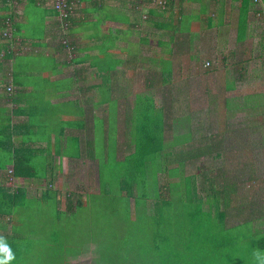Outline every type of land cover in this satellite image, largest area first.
Here are the masks:
<instances>
[{"label":"crops","instance_id":"obj_1","mask_svg":"<svg viewBox=\"0 0 264 264\" xmlns=\"http://www.w3.org/2000/svg\"><path fill=\"white\" fill-rule=\"evenodd\" d=\"M70 1L73 11L63 24L54 0H0L2 206L13 208V193L23 190L29 199L48 196L60 210L72 196L63 200L61 191L70 188L68 177L77 171L87 180L86 188L96 183L98 188L101 161L91 153L97 128L106 136L112 122L119 136L122 104L133 106L141 93L154 97L175 77L180 91L188 93L217 78L214 117L249 129L264 124V0L259 5L252 0H168L164 7L156 0ZM245 1L251 7L239 40ZM9 18L15 28L11 39L4 37ZM209 55L212 75H206ZM187 115L193 127L180 135L190 141L194 136L212 139L203 133L197 111ZM245 139L237 140L235 149L250 151L249 144H241ZM117 141L121 150L123 141ZM17 158L38 178L16 176V184L11 182ZM10 224V216L0 217V236L11 233Z\"/></svg>","mask_w":264,"mask_h":264},{"label":"rangeland","instance_id":"obj_2","mask_svg":"<svg viewBox=\"0 0 264 264\" xmlns=\"http://www.w3.org/2000/svg\"><path fill=\"white\" fill-rule=\"evenodd\" d=\"M256 4L259 5L260 1ZM205 59V62L210 60L211 63V68L206 69V75H212L215 68L212 64L213 57L209 55ZM216 83H218L217 78L206 79L188 93V91H180L178 77H175L170 88L158 89L155 92L154 99L157 103L170 104L171 112L165 111V139L171 140L175 136L190 132L193 124L191 118L187 119V113L197 111L202 120L204 134H211L212 138L215 135L216 140L220 139L216 136V132L223 134L226 154L231 158L226 163L227 170L240 174L241 181L246 179L241 192L246 193L250 202H256L258 207L242 209L238 205H231L227 214L222 209L217 211L216 208L212 211L207 208L201 213L196 206L197 202L189 205L179 202L177 195L173 193L170 199L171 207L165 214L166 221L169 223L167 237L172 239L173 232L178 231H183V234L182 237L177 238L176 242L180 244L176 250L166 246L167 264H175V261L179 259L183 261H178L179 264H187L189 254L198 250V253L202 254L203 249H201L202 244L199 243V238L206 235L207 220H212L218 231L215 233L214 245L211 248L205 247L206 254L203 253L199 264L209 262L254 264L252 252L257 249L259 241H264V217L254 225L260 232L253 233L252 224L249 223L251 210L264 211V124H252L253 127L249 129L241 124L242 122L233 124L231 120L222 122L220 116L214 117ZM166 92L168 93L164 95ZM124 106L125 103L120 109L122 120H124ZM113 110L109 117L111 121L115 119ZM227 125L228 128H226ZM118 127L117 138L119 137V141L122 142L123 121ZM234 129L242 133L240 138H246L241 141V144H249L250 151L243 152L242 149H235L240 143L236 141L240 138L234 137ZM116 131L117 125L112 122L109 124L106 136L100 134V129L97 128L94 151L91 153H94L101 161L102 166L116 163L114 157ZM220 162L222 158L218 161L219 168L222 167ZM172 167H169L164 178L160 176L159 182L163 183L165 179L167 189L172 186V189L185 186L184 179L178 178L175 181L169 179V176L172 179L173 176L180 175L178 171H175V166ZM187 169L188 175L195 171L194 166H189ZM183 174L186 175L185 172ZM248 176H251V180H247ZM111 177V172L104 171L101 188L98 189L96 183V188L87 189L83 185V182L87 180H81L79 171L69 175L67 181L70 183V188L61 191L62 199L65 200L69 194L70 196L76 193L85 195L82 197L84 205L75 208L72 213L65 211V204L58 210L56 203L49 199H22L21 204L15 208V214L11 218L13 221L10 224V237L17 234L21 238L20 249L16 252L26 256L21 264H144L149 257L146 250L151 249L154 244L147 215L143 211L134 213L132 201L122 197V181ZM148 183L149 186L153 185L154 179L149 180ZM150 189L151 187L146 191L149 192ZM150 200L154 202V199ZM210 204H216V201L212 199ZM230 221V225L235 226L238 223L241 225L238 228L232 227L228 225ZM219 224L222 230L218 229ZM227 225L231 228L227 229ZM188 248L191 252L187 251ZM206 255L211 259L205 260Z\"/></svg>","mask_w":264,"mask_h":264},{"label":"trees","instance_id":"obj_3","mask_svg":"<svg viewBox=\"0 0 264 264\" xmlns=\"http://www.w3.org/2000/svg\"><path fill=\"white\" fill-rule=\"evenodd\" d=\"M250 7L251 4L245 1L241 10L242 14L239 18V40L243 38L246 33L247 16ZM69 19L70 16L67 20L69 21ZM135 98L134 105L125 107L124 109L122 151L119 150V148L117 149L118 141L116 138L117 135L115 134L114 145L116 144V146L114 151L116 153L114 157L116 158V163L100 166L98 189L102 186L101 182L104 171L111 172L113 178L122 181V197L132 201L134 213L143 211L148 218L149 231L152 235L154 244H152L153 247L151 249L146 250L149 257L144 264H167L168 252L166 246L168 245L172 250H176L180 244V242H176L177 238L182 237L183 234V231H178L177 233L173 232L172 239L167 237L169 223L166 221L165 214L171 207L170 199L173 197V193L175 196L177 195L179 202L188 205L197 202L196 206H198V210L201 213L204 209L209 208V211H212L216 208L217 211L222 209V211L227 214V210L230 209L231 205H238L242 207V209H251L252 206L258 207V204L254 201L250 202L246 193L241 192L246 179L244 178L241 181L240 174L238 175L236 174L237 172L227 170L228 165L226 163L228 160H231V158L226 154L227 149H225L223 134H219L221 137L219 140H216L215 137L212 139L210 137H199L198 139H194L195 136L191 141L187 140L188 137L186 136H175L171 140H166L165 111L170 113L171 110L164 105L155 104V99L151 94L141 93L136 95ZM252 126L253 125H251V127ZM202 127L203 126H201V129ZM228 127L227 125L226 128ZM226 128L224 127V129ZM238 132L239 131H233V135L237 136ZM193 135L194 134H191V136ZM119 153H121V156H119ZM220 158H222V162H220L222 165L221 168H219L218 164ZM16 161L15 177L38 178L36 173L30 174L29 165L25 163L24 159L17 158ZM172 166H175V171H178L180 175L176 177L173 176L172 179L169 176V179L173 181L178 178L184 179L185 186L176 187L174 189H172V186L170 189H167V182L165 179L163 183L159 182V179L161 180L160 176L164 178V174L169 167L173 168ZM189 166H194L195 171L194 173L190 172L188 175L186 170H188L187 167L189 168ZM184 172L186 175L183 174ZM248 177L247 180H251V176ZM153 179L154 184L149 186V180ZM109 184L113 186L112 183ZM150 187V191L147 192L146 189ZM84 196L85 195L76 193L67 198L68 202L65 211L72 213L75 208L83 206L82 197ZM22 197H26L24 199H29L23 190L15 191L13 193V208H7L0 204V217L10 216L13 218L16 211L15 208L18 204H21ZM44 198L54 201L48 196ZM150 199H154V202L152 203ZM212 199L216 201V204H210ZM15 200H18V202ZM250 214L251 220L249 223L252 224L253 233L260 232L258 229H255L254 225L256 222L263 220L264 211L261 209H253L250 211ZM12 221L13 220H11V223ZM230 223L231 221L228 225H230ZM220 225L221 224H219L218 229L222 230V226ZM228 225L227 229L231 228L228 227ZM240 225L241 223L230 226L238 228ZM206 228L205 237L199 238V243L202 244L201 249H203L202 254L198 253L199 250L189 254L187 264H199L203 253L206 254L205 247L211 248L214 245L215 233L218 231L215 223L212 222V220H207ZM10 235L11 234L7 235L5 238L16 257L11 264H21V262L26 259V256L16 252V250L20 249L19 244L21 238L17 236V234L12 235V237H10ZM223 247H225V245H223ZM257 248L264 250V241H259ZM187 251L191 252V249L188 248ZM204 259L208 260L211 258L206 255ZM180 260L182 259L178 261ZM178 261H175V264H179ZM207 264L215 263L209 262Z\"/></svg>","mask_w":264,"mask_h":264},{"label":"built area","instance_id":"obj_4","mask_svg":"<svg viewBox=\"0 0 264 264\" xmlns=\"http://www.w3.org/2000/svg\"><path fill=\"white\" fill-rule=\"evenodd\" d=\"M100 1V0H98ZM168 0H156V3L159 7L166 6ZM255 3H258L260 0H253ZM73 3L70 0H54V8L57 11V13L60 14V20L64 24L65 20L68 19V17L71 15L73 11ZM6 30L4 31V37L7 39H11L14 34V21L13 19L9 18L5 21ZM261 44L264 46V37L261 39ZM65 47L68 50L67 43H65ZM69 50L72 53V49L69 48ZM68 50V51H69ZM210 66H208L209 68ZM9 91H12V88L9 89ZM10 181L16 184V177L14 175V171H10Z\"/></svg>","mask_w":264,"mask_h":264},{"label":"clouds","instance_id":"obj_5","mask_svg":"<svg viewBox=\"0 0 264 264\" xmlns=\"http://www.w3.org/2000/svg\"><path fill=\"white\" fill-rule=\"evenodd\" d=\"M254 264H264V250L259 248L254 249L252 252ZM11 246L7 243L6 238L0 236V264H11L15 260Z\"/></svg>","mask_w":264,"mask_h":264}]
</instances>
